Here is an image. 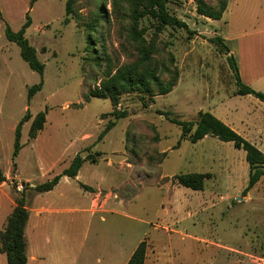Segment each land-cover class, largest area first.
Instances as JSON below:
<instances>
[{
	"label": "rangeland",
	"instance_id": "rangeland-1",
	"mask_svg": "<svg viewBox=\"0 0 264 264\" xmlns=\"http://www.w3.org/2000/svg\"><path fill=\"white\" fill-rule=\"evenodd\" d=\"M66 2L0 0V166L6 175L0 182V231L16 197L24 195L31 208L27 253L42 264H120L112 245L123 242L126 257L142 240L148 242L146 264H264V176L245 191L244 149L213 135L192 142L168 117L194 121L199 110L216 105L233 110L249 138L264 142V102L235 94L228 54L212 40L225 31L264 29V0H229L223 17L213 20L197 12L196 0H168L169 11L188 24L166 26L158 35L174 54L178 83L155 98L122 93L116 110L127 116L120 118L108 97L85 98L100 85L107 55L115 65L125 60L118 58L119 30L105 26V51H92L85 28L66 14ZM100 2L111 8L107 0ZM85 5L78 0L76 9L86 14ZM27 14L25 35L45 63L43 73L31 68L6 35V27L20 29ZM154 23L141 20L148 39ZM39 111L46 122L32 138L30 125ZM27 112L22 148L14 156L15 129ZM111 120L114 126L101 135ZM77 154L85 157L78 179L63 176L52 190L35 189ZM193 171L211 174L204 189L176 178ZM96 191L111 192L107 207L113 212L91 211ZM0 264H7L2 252Z\"/></svg>",
	"mask_w": 264,
	"mask_h": 264
},
{
	"label": "trees",
	"instance_id": "trees-1",
	"mask_svg": "<svg viewBox=\"0 0 264 264\" xmlns=\"http://www.w3.org/2000/svg\"><path fill=\"white\" fill-rule=\"evenodd\" d=\"M77 1L67 0L66 14L76 19L79 26L85 28L88 33L87 42L91 50L94 52L101 49L105 51L106 45L102 41L104 39L103 28L105 26L110 29L115 27L119 30L118 49L121 50L118 58L123 56L125 59L115 65L111 63V56L106 53L110 62L104 70L100 85L90 88L86 93L87 100L91 96L108 97L114 106L113 114L120 118L127 116L126 111L116 110L122 93L138 92L155 98L159 94H167L173 90L179 80V69L174 63V54L167 51L166 43L158 35L166 26L188 27V24L169 11L168 0H107L111 5L110 9L107 5H101L100 0H83L88 8L86 14L76 9ZM196 2L197 12L212 19L222 18L229 5V0H217L216 4L208 3L206 0H196ZM144 17H149L155 22L154 33L149 39L146 36L147 27L141 25V20ZM66 21H69V17ZM30 23L31 19L27 14V20L21 28L15 31L7 26L6 35L20 46L21 55L31 68L43 73L45 63L40 60L36 48L25 35ZM212 40L223 46L228 54L230 66L236 77V94H252L264 102V91L257 90L241 80L237 61L230 52L225 39L221 35H217ZM99 41L102 42L100 47H98ZM95 58L101 65L102 56L98 54ZM41 87L42 82L32 85L29 88L30 95ZM168 117L181 126L182 136L192 142H197L210 134L220 140L231 141L235 147L244 149L249 165V179L245 191L252 188L264 176V151L212 112L199 110L198 117L194 121ZM28 119H30V114L27 112L16 126L14 156H17L22 148V126ZM45 122L46 113L39 111L30 125L29 134L32 138H35L38 132L44 128ZM114 124L115 120H111L101 135L109 131ZM166 152L163 151L162 154L165 155ZM84 161L85 157L77 154L62 173L35 185V189L39 192L49 191L59 183L63 176L75 178ZM210 176L209 172L193 171L178 173L176 178L179 183L185 186L202 190L205 187L206 178ZM5 180L6 175L0 166V182ZM84 186L87 185L84 184ZM86 188L90 189L91 187L87 186ZM15 201L16 204L9 214L4 228L0 231V252L6 254L7 264H27L29 257L25 229L31 210L24 195L17 196ZM147 249L148 242L140 241L126 264H145Z\"/></svg>",
	"mask_w": 264,
	"mask_h": 264
},
{
	"label": "crops",
	"instance_id": "crops-1",
	"mask_svg": "<svg viewBox=\"0 0 264 264\" xmlns=\"http://www.w3.org/2000/svg\"><path fill=\"white\" fill-rule=\"evenodd\" d=\"M221 36L225 39L226 44L230 48V52L234 55L237 61L241 80L244 83L251 85L253 88L257 90L264 91V29L255 30V31H251L247 29L230 30V31L223 32ZM236 89L237 88H235V90ZM242 95H250V94H242ZM208 111L215 114L218 118L223 120L226 124L230 125L232 128H234L236 131H238L243 136L250 139L255 145H257L260 149L264 151V142L259 141L256 138H253L255 140L249 138V136L247 135V132H245V130L241 128V126L239 125V122L237 121L235 117V112L233 110L229 113V111L226 112L221 109L219 110L218 106L215 105L209 108ZM211 136L212 135H206L201 140L204 141L208 137H211ZM225 142H231V141H225ZM243 154L246 159V153H243ZM245 164L248 168V177L246 176L247 177L246 181L248 182L249 165L247 161H245ZM195 172H201V171H195ZM79 176H80V173H78V175L75 178L78 179ZM68 177L69 176H67V178ZM102 177L103 176L101 175L99 178H102ZM261 181L262 179L258 181L257 183H260ZM255 185L253 187H255ZM95 193L96 194L93 197L94 201L91 205V211L95 213L96 212H113L114 210L112 207H109V206L107 207L108 200L112 198L110 196L111 192L105 194L104 196H99L100 194L97 191ZM249 193L250 192H248V194ZM94 203H96L95 206H93ZM27 224H29V220ZM112 246H113L112 249H114V251L118 253V256H119L118 258L121 259L120 264H126L127 261L130 259L133 251L135 250L134 248V250L125 257V246L123 242H118L116 243V245H112ZM147 257H148V249H147ZM147 257L145 260V264L147 261ZM36 259L37 258L33 257V259L30 260L29 258L27 264H42V262L37 261Z\"/></svg>",
	"mask_w": 264,
	"mask_h": 264
}]
</instances>
